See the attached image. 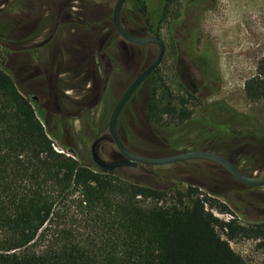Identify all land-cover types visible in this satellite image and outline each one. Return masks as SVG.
I'll return each instance as SVG.
<instances>
[{
	"label": "rangeland",
	"instance_id": "1",
	"mask_svg": "<svg viewBox=\"0 0 264 264\" xmlns=\"http://www.w3.org/2000/svg\"><path fill=\"white\" fill-rule=\"evenodd\" d=\"M116 1L0 0V70L14 78L19 91L34 107L32 96L43 103L50 99L54 86L65 88L70 101H78L79 97L82 103L69 107L82 116L73 117L70 134L63 140L47 129L45 118L37 115L53 140L55 151L91 167H96L90 152L92 143L108 136L109 119L117 102L157 55L155 48L137 46L116 33ZM135 2L145 4V0H127L122 11L123 26L131 34L142 28ZM173 14L180 15L179 6L174 7ZM199 35L200 44H206L215 55L220 83L215 96L190 101L191 122L177 125L166 119L161 126L149 122L146 108L152 87L161 89L162 95L178 96L186 89L184 80L195 95L206 94L200 84L201 72L200 78L186 73L191 67L186 55L179 51L183 47L180 36L176 33L174 37L164 24L160 32L166 45L164 59L124 108L118 121L119 134L129 149L142 156L159 158L188 151H211L245 172L260 174L264 166V101H250L245 84L257 75L258 64L264 58V0H218L215 8L203 17ZM105 56L112 58L107 71L103 70ZM104 75L109 80L106 87H102L100 80ZM84 88L87 93L80 92ZM212 102H224L248 119L241 120L236 125L239 127L232 125V135L211 129L206 120L219 124L229 119L221 108H215L214 121L209 114ZM85 103L89 108L83 113ZM99 155L107 162L121 157L111 139L101 144ZM111 174L165 191L170 205H181V194L185 197L182 207L191 204L190 188H197L201 198L227 207V211H222L206 204V209L221 221H235L247 230L264 223V187L247 190L234 183L227 171L215 163L194 160L162 166L140 164ZM81 198L80 191H73L56 205V215L45 225L31 251L45 250L57 231L64 228L79 237L90 234L91 242L98 239L82 221L85 208L80 204ZM221 234L246 264H264L263 237L238 234L230 239L226 230Z\"/></svg>",
	"mask_w": 264,
	"mask_h": 264
},
{
	"label": "trees",
	"instance_id": "2",
	"mask_svg": "<svg viewBox=\"0 0 264 264\" xmlns=\"http://www.w3.org/2000/svg\"><path fill=\"white\" fill-rule=\"evenodd\" d=\"M135 5L140 21L150 22L146 3ZM161 93L151 88L146 108L151 124L191 122L188 105L199 97L184 88L178 96ZM245 94L252 102L264 101V58L257 75L246 82ZM216 104L232 119L206 120L211 128L232 135V125L248 119L224 102ZM53 144L14 78L0 70V264H246L221 232L226 230L230 239L238 234L264 238V223L247 230L215 217L206 204L222 211L227 207L201 198L197 188H190L189 206L182 207L181 194V205H170L165 191L81 164L55 151ZM73 191H80L82 221L98 239L91 242L90 234L79 237L64 228L45 250L31 251L56 215V205Z\"/></svg>",
	"mask_w": 264,
	"mask_h": 264
},
{
	"label": "flooded vegetation",
	"instance_id": "3",
	"mask_svg": "<svg viewBox=\"0 0 264 264\" xmlns=\"http://www.w3.org/2000/svg\"><path fill=\"white\" fill-rule=\"evenodd\" d=\"M106 1H108V0H106ZM217 1L218 0H145L146 7L148 8V14L150 17V22L147 23L145 21V19H144L145 17H144L143 21L140 22L141 23L140 27H142V28H139V30H137L135 33H132V35L137 36V37H156V38L161 39L160 32H161L164 24L168 25L170 34L174 35V37L176 36V33H178V35L180 36V39L183 43V47L179 48V51H181L183 54L186 55L185 59L188 63H190V67H191V68H189L190 69L189 71L188 70L186 71V73L189 76L195 75V76L199 77V75H198L199 71L201 72L200 74H201L202 78L199 77L200 78V84L202 86H204V88L206 89V94L203 97L197 96L191 90H189L186 87L184 80H182V84L185 86V88L190 93L194 94L195 96L199 97L200 99H204L205 97L207 98V97L215 96V92L217 91L216 89H218L219 85H220L219 79H218V70H217V63L215 60V55H213V53H211V51L209 50V47L206 44H200V42H199V39H200V35H199L200 23H201L203 17L206 15V13L215 8ZM135 3H137V2H135ZM178 6L180 7V15L176 16L173 14V9H174V7H178ZM142 17H143V15H142ZM163 43H164V41H163ZM133 44H135V43H133ZM135 45L147 46L149 48H155V50H156L155 52H157V55H158L159 46L157 44L151 43V44H146V45H139V44H135ZM164 45H165V43H164ZM165 54H166V45H165ZM157 55H156V57H157ZM104 59L106 60V63H105V65H103V70L107 71L106 69H107L108 64L110 65V68L112 66V58H107V56H105ZM99 65H102V64L99 63ZM58 78H59V75H57L56 81H58ZM100 80H101L102 87H106L108 84V81H109L108 77L106 75H104L103 78L100 77ZM80 92L87 93L88 91L84 88V89H80ZM68 94H69V92L65 88L58 89V88H56V86H54L52 92H50V99L47 98L48 100H45V102L43 101V103L41 102V99L39 97L32 96V100L34 102L33 104L36 105V107H34V108H35L37 114L39 116H42L43 118H45L47 129L48 128L52 129L54 134L56 135V137L59 140L65 139L66 135L70 134L69 131H71L72 128H70L69 123L71 122L73 117H75L77 115H78V117L82 116L81 113L75 112L74 110H72V108L69 107V105L72 107V103H73V105L81 104L82 103L81 100H79V97H77L76 100H78V101H74V102L70 101ZM83 98H84V95H83ZM86 98H84V99H86ZM87 102H88V100H87ZM88 108H89V106L85 103L84 107H83V109H84L83 113L88 112ZM215 108L220 109L221 106L219 104H216L215 102H212V104L209 105V114L214 119V121H215ZM222 110H224V109H222ZM223 113H224V117H228L229 119H232L231 115L228 114V111L224 110ZM108 139L112 140L110 133L108 134V136H101V137L97 138L96 140H94V142L92 143L91 148H90L91 155H92L93 145L96 141L99 140V143L96 145V151L99 155V148H100L101 144L103 142L107 141ZM73 144L74 143H72V145ZM72 145H68V147H73L74 145L73 146ZM175 155H177V154H175ZM219 156H221V155H219ZM221 157H223V156H221ZM122 158H123V156L121 155L120 158H117V159L114 158V159H112V161H116V160H119ZM151 158H153V157H151ZM159 158H161V157H159ZM92 160H93V156H92ZM190 161H194V160H190ZM200 161H204V162H208V163H214V162L207 161V160H200ZM93 162H94V160H93ZM181 162H189V161H181ZM229 162H231V161H229ZM176 163H179V162H176ZM232 164L237 169H239L242 173H244L246 176L253 177V176L259 175V174L253 175V174H250L248 172H245L238 165H236L234 163H232ZM139 165L140 164H138L137 166H139ZM96 168L100 169L97 165H96ZM227 173L231 176L232 181L234 183L240 184L241 186H243L247 190H255V189L261 188V187H257V188L256 187H250V186L244 184L243 182H241L238 178H236L230 172L227 171Z\"/></svg>",
	"mask_w": 264,
	"mask_h": 264
},
{
	"label": "water",
	"instance_id": "4",
	"mask_svg": "<svg viewBox=\"0 0 264 264\" xmlns=\"http://www.w3.org/2000/svg\"><path fill=\"white\" fill-rule=\"evenodd\" d=\"M106 1V0H97ZM127 0H117L114 10H113V26L115 31L126 41L130 43H135L139 45L146 44H157L159 46V52L152 64H150L127 88L123 93L119 101L117 102L111 117L109 119V133L118 151L123 156L122 159L107 162L103 160L96 151V145L99 140L96 141L92 148V156L95 164L102 170L105 174L113 173L115 170L125 167H136L138 164L152 165V166H162L169 165L181 161L190 160H207L214 162L228 172L233 174L244 184L250 187H263L264 186V167L261 173L257 176L249 177L237 169L231 162L227 159L219 156L216 153L210 151H188L180 153L173 156L161 157V158H151L139 155L131 151L123 139L121 138L118 131V121L119 118L126 107L127 103L130 101L131 97L138 90V88L145 82V80L161 65L164 55H165V45L163 41L156 37H137L129 33L123 26L122 23V11Z\"/></svg>",
	"mask_w": 264,
	"mask_h": 264
},
{
	"label": "bare ground",
	"instance_id": "5",
	"mask_svg": "<svg viewBox=\"0 0 264 264\" xmlns=\"http://www.w3.org/2000/svg\"><path fill=\"white\" fill-rule=\"evenodd\" d=\"M237 21V20H236ZM235 25H237V24H235Z\"/></svg>",
	"mask_w": 264,
	"mask_h": 264
}]
</instances>
